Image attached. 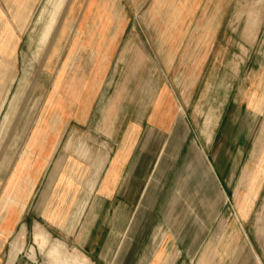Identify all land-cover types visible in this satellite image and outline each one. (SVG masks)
Segmentation results:
<instances>
[{
	"label": "rangeland",
	"instance_id": "374dc122",
	"mask_svg": "<svg viewBox=\"0 0 264 264\" xmlns=\"http://www.w3.org/2000/svg\"><path fill=\"white\" fill-rule=\"evenodd\" d=\"M58 1L60 21L52 34L51 27H42L38 22L41 10L46 20L51 17V6H46V0H39L37 6L32 7L21 29L12 19L9 6H0L5 19L11 22L19 36L12 62L14 80L9 83V93L0 106V220L8 213L18 216L22 211H35V190L30 196L33 190L32 168L39 170V196L45 186L51 187L52 152L58 141L51 139L52 130H58L56 114L67 108L64 104L76 98L73 88H80L90 78L92 63L101 46L94 47L97 24L101 23L99 16L107 13L111 17L110 23L117 25L112 28L115 30L114 41L110 43L115 47L116 55L110 61L109 72L101 78L105 102L95 108L96 122L92 124V130L96 129L100 136V131H104L99 125L100 114L111 112L109 100L117 99L118 107L125 106L133 95L136 96L139 88L141 102L145 104L153 95L152 85L177 78L176 75L148 72L153 65V70L159 71L154 54L161 64L165 62L177 66L184 48H194L196 45L185 42L171 44V52L162 58V45L160 43L157 46L159 43H155L166 31L175 28L170 26L171 13L173 6H179L182 9L178 8L181 16L177 22L176 35L184 41L192 36L200 39L204 36L205 40H210L216 31L210 26L211 19H221L214 43L204 44L209 58L205 63V73L199 77L200 85L192 97L191 90L183 93L178 91L180 95L182 93L183 102L191 98L190 141L197 136L198 143L208 156L213 144L221 137L222 130L226 129L229 109L234 107L237 114L244 118L249 112L257 118L248 115L249 123L238 122L234 135H230L234 137L229 142L226 140V146L237 153L235 180L227 185L221 178V194L228 198L221 202L219 217L212 221L213 224L203 236L205 250L193 252L192 259H187L183 253L177 264H184L185 261L187 264H196L201 251L197 264H212L214 257V264H230L228 241L232 238L237 244H247L251 249H240L237 253L240 262L236 264H261L259 257L264 247V218L259 220L257 227L255 221L259 213L264 211V0H219L221 6L225 5L227 9L219 12L207 6L210 0H166L167 6H156L155 9L151 6L155 0H93L100 5L93 7L99 8L97 10H89L87 5L90 0H75L71 14L67 11L68 0ZM249 14L256 16L258 24L246 40L243 29ZM63 19H66L64 24ZM75 35L78 40L73 43ZM221 54L224 57L220 59L218 57ZM65 62H69V66L64 75L62 71L56 74V70ZM133 69L140 73L133 75ZM73 76L78 81L71 84L69 79ZM195 77L182 76L188 78L189 82ZM20 87L23 93L16 107L10 111L12 96ZM69 88L72 91L69 92ZM202 106L203 115L200 114ZM209 110H213L215 118L206 134L202 119L204 112ZM7 113L9 117L5 120ZM82 124L74 120L69 123L68 118L65 119L59 126V130H65L60 145L63 146L70 135L74 137L71 139L74 146L83 148L85 144L89 145L88 134ZM88 155L90 158L89 150ZM82 157L79 159L82 160ZM245 169L252 172V180L256 179L257 185L251 186L252 198L248 207L246 204V213L241 215L236 209L238 202L235 195L240 193L241 196L246 192L245 182L241 181ZM77 205L80 209L82 204ZM46 206V202L39 200V220H35L32 215L22 220H18V217L14 219L16 224L12 233L6 236L5 247L0 252L1 264H95L71 244L67 246L64 243H67L68 238L58 233L51 222L43 218L45 212L42 213V209ZM58 234L61 238H58ZM210 245L216 251L210 250Z\"/></svg>",
	"mask_w": 264,
	"mask_h": 264
},
{
	"label": "crops",
	"instance_id": "0c3cea01",
	"mask_svg": "<svg viewBox=\"0 0 264 264\" xmlns=\"http://www.w3.org/2000/svg\"><path fill=\"white\" fill-rule=\"evenodd\" d=\"M38 2L39 0H0V6H9L12 19L21 29L31 14L32 7L37 6ZM74 3L75 0H68V14L75 8ZM46 4L51 6V17L46 20L41 10L38 22L43 23L42 27H51L52 34L60 21V3L58 0H46ZM87 6L89 10H97L99 8L93 7L100 5L90 0ZM151 6L154 9L156 6H167L166 0H155ZM207 6H211L212 11L227 10L219 0H210ZM178 8L182 9L173 6L171 13L170 26L175 28L165 30L167 33L155 41L159 43L157 46L161 43L160 47L163 48L162 54L159 52L158 55L166 58L173 48L171 44L185 42L196 45L194 48L189 47L191 50L187 46L184 48L177 66H170L165 62L161 64L154 54L159 63V71H154L153 65L148 72L176 75L177 78L152 85L153 95L145 104L141 102L139 88L136 96L133 95L125 106L118 107L117 99L109 100L111 112L100 114L99 125L104 128L103 132L100 131V136L96 129L92 130V124L96 122L95 108L105 102V88L101 78L109 72L110 61L116 55L115 47L110 43L114 41L112 38L115 30L112 28L117 25L110 23L111 17L107 13L99 16L101 23L97 24L94 47L98 48L99 44L101 46L92 63L90 78L80 88H73L76 98L64 104L68 109L64 108V111L56 114L58 130H52L51 139L58 141L52 152V179H49L51 187L49 189L45 186L39 196V170L32 168L33 190L30 196L35 190V211H22L18 216L12 213L3 216L0 220V252L5 247L6 236L13 231L16 217L22 220L32 215L35 220H39V200L47 203L45 209L48 211L42 209V213L45 212L43 218L49 220L58 233H63L68 238L67 243H64L67 246L71 244L95 264H177L183 253L187 259H192L193 252L205 250L203 236L213 224L212 221L219 217L221 202L228 198L221 194V178L227 185L235 180L237 153L226 146V140L230 141L234 137L233 131L237 130L238 122L249 123L248 115L257 117L249 112L244 118L237 114L234 107L229 109L226 114V129L222 130L221 137L213 144L208 156L198 143L197 136L190 141L191 98L183 102L181 95L183 91L191 90L192 97L200 85L199 77L205 73V63L209 58L204 44L214 43L221 19H211L210 26L216 31L210 40H205L204 36L201 39L192 36L184 41L176 35L177 22L181 16ZM65 21L63 19L62 24ZM231 22L229 26L232 25ZM257 24L256 16L249 14L244 24V39L248 40ZM77 40L75 35L73 43ZM18 42L19 36L0 9V106L9 93V83L14 80L12 62ZM223 57L224 54H221L218 58ZM68 66L69 62H65L56 70V74L62 71L63 76ZM131 73L134 75L140 72L133 69ZM183 75L196 77L189 82L188 78H182ZM76 80L73 76L69 83L74 84L78 81ZM68 91L72 89L69 88ZM178 91H182L181 95ZM22 93V87L14 93L10 111L16 107ZM201 111L200 114L203 115V106ZM8 117L9 113L4 119ZM67 118L69 123L73 120L80 125L83 123L89 145L85 144L83 148L74 146V142L71 143L74 137L71 135L63 146L60 145L65 130H59V126ZM214 118L213 110L204 112L202 124L206 134L209 125L214 123ZM26 147L27 142L25 149ZM241 181L245 182L246 192L241 196L236 193V209L244 215L252 198L251 186H256L257 182L256 179L252 180V172L248 169L243 170ZM80 203L82 205L79 209L76 204ZM241 203L243 206H240ZM262 218L264 211L257 216L255 227ZM35 223L38 224L37 221ZM58 238H61L59 234ZM246 245L237 244L234 238L228 241L230 264L240 262L237 259L240 249L251 251ZM210 250L216 251V248L210 245ZM260 254V263L264 264V247ZM1 261L0 259V264ZM184 264H187L186 261Z\"/></svg>",
	"mask_w": 264,
	"mask_h": 264
},
{
	"label": "bare ground",
	"instance_id": "6f19581e",
	"mask_svg": "<svg viewBox=\"0 0 264 264\" xmlns=\"http://www.w3.org/2000/svg\"><path fill=\"white\" fill-rule=\"evenodd\" d=\"M50 8V7H49ZM41 14V13H40ZM47 14H48V12H47ZM47 14H46V16H47ZM104 18V17H103ZM44 19V18H43ZM41 24H43V23H41ZM45 24V23H44ZM45 26V25H44ZM99 26V25H98ZM42 32V31H41Z\"/></svg>",
	"mask_w": 264,
	"mask_h": 264
}]
</instances>
